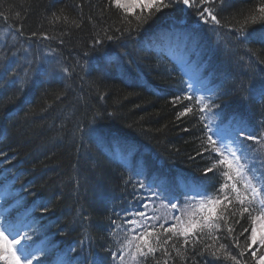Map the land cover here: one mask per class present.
<instances>
[{
    "label": "trees",
    "instance_id": "trees-1",
    "mask_svg": "<svg viewBox=\"0 0 264 264\" xmlns=\"http://www.w3.org/2000/svg\"><path fill=\"white\" fill-rule=\"evenodd\" d=\"M260 3L224 0L222 26L201 24L195 9L177 5L129 35L108 0H0V218L19 214L17 238L29 237V251L43 249L34 264H109L112 221L130 206L138 171L146 181L155 174L175 181L171 201L182 203L178 180L215 192L223 178L218 168L203 175L216 156L197 155L206 134L199 114L178 120L188 102L172 99L195 94L182 68L188 60L208 87L206 102H214L204 123L242 120L253 134L264 131V23L249 25L247 39L229 30ZM53 13L58 22H50ZM244 145L250 156L259 147ZM216 234V246L238 256L226 230ZM181 242L168 245L169 264H232L196 255L201 245L181 248L182 260L171 247ZM243 259L255 264L250 252Z\"/></svg>",
    "mask_w": 264,
    "mask_h": 264
},
{
    "label": "snow or ice",
    "instance_id": "snow-or-ice-1",
    "mask_svg": "<svg viewBox=\"0 0 264 264\" xmlns=\"http://www.w3.org/2000/svg\"><path fill=\"white\" fill-rule=\"evenodd\" d=\"M108 2L110 8H115L122 13L121 22L127 27L121 31H126L129 35L137 28L149 24L157 14L177 5H182L186 9H195L197 19L201 24L222 26L218 17L217 5L222 6L224 0H108ZM135 8L140 9L138 14L134 13ZM60 19V15L53 13L50 22H58ZM63 19L65 23H68L66 16ZM233 20L239 27H230L229 30L236 31L237 34L243 33L245 34L244 39H247L249 25L264 23V3H260L249 14L244 15L242 22L235 18ZM71 23L77 28L80 27V24L75 20ZM229 24L231 25L232 21H229ZM20 31L17 29V32ZM33 35L35 36L36 33ZM105 38L113 39L107 34ZM44 39H49V37L45 36ZM101 42L100 39L95 41L96 44ZM185 101L188 104L178 112L177 119L188 114H199V120L203 123L206 134L201 138L203 151L197 152V155L203 156L204 153H210L219 157L218 160L213 161L211 167L203 170V175L207 177L208 173L222 168L223 170L219 173L223 178L222 182L215 192H208L206 189L197 190L194 195L199 196L200 199L194 205H188L184 209L178 208L177 203H173L169 199L168 205L165 206L169 210L164 214V220L158 226L144 224L142 220L135 218L161 219L148 216L146 211L128 213L133 217L126 222L131 225L130 228L123 227L113 220V225L116 228H121L127 239L121 245L119 256L112 253V259H119L121 264H124L127 256L134 264H147L151 258L154 264H169L172 257L168 245L172 241H182L179 247L176 243H171L172 250L182 260H187L188 257L181 252V248L189 245L195 251L196 246L201 245L200 250L195 252L201 257L207 253L215 260H219L223 256L224 260L231 261L232 264H248L243 258L245 253L250 252L255 264H264V251H262L264 250V131L253 134L242 120L236 121L235 124L230 121L228 125H224L221 119V123L213 128L204 123V114L211 111L214 102L210 104L204 97L188 93L174 96L172 99L174 106L183 104ZM245 141L259 146L253 149V152L259 154V168H256L257 157L250 156L245 150ZM255 172H259L258 177L254 174ZM136 176L142 177V171H138ZM136 182L140 189L149 192V201L153 198L163 200L170 195L161 184H145L142 178ZM142 207L148 209L150 204H143ZM44 210L47 211V208ZM173 211H180L181 214L172 215ZM244 219L249 222L247 226L242 224ZM169 221L174 222L169 223ZM238 225L241 230L237 233ZM137 229L143 230L137 231ZM222 230H226L227 238L233 241L232 246L238 250V256L229 251L225 244L221 243L219 247L216 246L220 239L216 233ZM110 234L116 235V229L114 228ZM19 235V231L14 229L11 231L7 228L0 229V262L2 264H34V261L39 260L43 249L37 252L29 251L30 246L24 243L29 237L23 235L17 238ZM205 237L211 243L204 242ZM241 237H244L243 242ZM71 251L75 252L76 249L73 248ZM185 251L187 250L185 249ZM157 252H161L162 257H157ZM258 253L260 254L258 255ZM64 264H71V261H66ZM93 264H103V261H94Z\"/></svg>",
    "mask_w": 264,
    "mask_h": 264
},
{
    "label": "rangeland",
    "instance_id": "rangeland-1",
    "mask_svg": "<svg viewBox=\"0 0 264 264\" xmlns=\"http://www.w3.org/2000/svg\"><path fill=\"white\" fill-rule=\"evenodd\" d=\"M136 10H140V9L139 8H135L134 11H136ZM4 37L6 38V33L4 31H1L0 30V39L1 38L4 39ZM8 40H9V38L6 40V46H8V44H7L8 43ZM7 51L9 53H11L13 56H16V54H14L13 51L10 50V48L5 47L4 48V52L7 53ZM11 56H7L6 58H9ZM35 57L38 58V56H36V55H35ZM6 60L7 59L4 60V63H6ZM25 62H29V61H27V60L24 59V62L23 63H25ZM188 62L189 61L186 60V61H184V64L182 65V68L184 69L185 75L187 77L186 78L187 86H188V88L190 90L194 91L197 96H202V97L206 98L205 95H208L207 92H206V91H208V87L206 86L204 80H202V77L200 75H195L194 76V73L193 72H195V69L197 68V65H196V68L195 67L193 68V72H192V69L189 68V67H186L187 65H185ZM29 77L31 78L32 75H29ZM212 123L213 124H211V127L216 128V126L219 125L221 122L218 123V122L212 121ZM224 125H228V124H224ZM225 143H227V141H225ZM120 151H121L120 154H121L122 158L125 159V156H123L124 153L122 152L121 149H120ZM258 155H259L258 153H253L251 156L258 157ZM121 156L118 155L119 159H121ZM133 156H135L134 153H133ZM218 159H219V157H216V160H218ZM122 163L124 165H127V166L130 165L129 162H126V161L125 162L122 161ZM259 167H260V164H259V160L257 158L256 168H259ZM218 169H219L220 172L223 170L222 168H218ZM254 174L257 177L259 176V172H255ZM138 178L141 179V177H137V178H134L135 181H137ZM147 179H148V181H146V178L144 179V183L145 184H153V183L161 184L166 189L169 188V187H173V185H175V181H172L171 182L168 179L163 178L162 176L159 177L157 174H155L154 176H151V177H149ZM177 186H179V188L181 187L180 189L184 190V192H183L184 195H183V198H182V203H179V201L177 199H174L173 201H171L173 203H177L178 208L184 209L188 205H194L196 203V201L200 199L199 196H195L194 195V193L197 190H199V188H197L194 185H189V183L186 180H178L177 181ZM148 196H149V192L147 190H145V189H140L139 188V185L137 183V185L134 186V190L132 192L130 206L128 208H126V210H125V212L123 214L119 213V215H117V217L120 219L119 221H117V224H121L123 227L130 228L131 225H128L126 222L129 219H133V217L130 216V215H128V213H130V212H136V211H146L148 216L160 217L161 218L160 220H143V218L135 217L136 219L142 220V222L144 224H147V225L156 224L158 226L159 223L163 222V220H164V214L169 210L168 207H165L169 203V198L166 197L165 199H163V201H161L159 199H156V198H153L151 201H149L148 200ZM143 204H150V207L148 209H144L142 207ZM180 214H181L180 211H173L172 212V215H180ZM171 222H174V221H169V223H171ZM1 225H2V222H0V229H2V226ZM142 230L143 229H137V231H142ZM115 239H116L115 241H116L117 244H116V246L114 248V251L112 253H116L117 256H119V250L121 249V245L127 239L125 237L124 231H122L121 228H116V236H115ZM262 251H264V250H262ZM259 254L260 253H258V255ZM0 264H2V262H0ZM90 264H93V262H91ZM109 264H121V262L119 261V259L113 260L112 259V254H111L110 255V262H109ZM124 264H134V262L131 261L126 256Z\"/></svg>",
    "mask_w": 264,
    "mask_h": 264
}]
</instances>
